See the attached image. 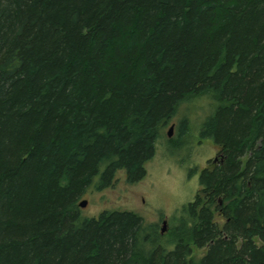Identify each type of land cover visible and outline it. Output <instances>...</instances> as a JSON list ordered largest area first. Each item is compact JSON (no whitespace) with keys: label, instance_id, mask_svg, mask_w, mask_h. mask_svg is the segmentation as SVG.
I'll return each instance as SVG.
<instances>
[{"label":"trees","instance_id":"16d2710c","mask_svg":"<svg viewBox=\"0 0 264 264\" xmlns=\"http://www.w3.org/2000/svg\"><path fill=\"white\" fill-rule=\"evenodd\" d=\"M201 99L220 160L174 228L82 215ZM0 264H264V0H0Z\"/></svg>","mask_w":264,"mask_h":264},{"label":"rangeland","instance_id":"374dc122","mask_svg":"<svg viewBox=\"0 0 264 264\" xmlns=\"http://www.w3.org/2000/svg\"><path fill=\"white\" fill-rule=\"evenodd\" d=\"M208 113L207 102L202 99L182 105L161 130L155 154L145 165V177L130 184L119 172L108 186L102 188L94 181L79 200L87 201L86 207L81 209L82 215L95 217L102 211H128L141 216L144 224H157L158 228L165 219L164 233L174 228L180 209L193 201L199 189L200 173L219 154V149L210 140L199 138L201 123ZM183 118L187 121L185 134L181 126ZM171 125L173 132L169 143L166 133ZM204 252V248H193L194 255L200 256Z\"/></svg>","mask_w":264,"mask_h":264},{"label":"water","instance_id":"95a60500","mask_svg":"<svg viewBox=\"0 0 264 264\" xmlns=\"http://www.w3.org/2000/svg\"><path fill=\"white\" fill-rule=\"evenodd\" d=\"M172 132H173V126L171 125L169 128H168V131L166 133L167 137H171L172 136ZM87 205V201L86 200H82L78 203V206L79 208L83 209L85 208ZM165 224V223H164ZM165 230V225H163L162 229H161V232H164Z\"/></svg>","mask_w":264,"mask_h":264},{"label":"flooded vegetation","instance_id":"af4514ba","mask_svg":"<svg viewBox=\"0 0 264 264\" xmlns=\"http://www.w3.org/2000/svg\"><path fill=\"white\" fill-rule=\"evenodd\" d=\"M218 160H220V154H218L216 157L213 158L212 161L209 162L208 167H209V166H212V165H213L214 163H216ZM142 202H144L143 199H142ZM164 223H165V224H164ZM156 225H157V224H156ZM161 225H162V227H163V225H166V220H165V219L161 220ZM157 227H158V225H157ZM162 227L158 228V230H159L160 233H164V232H161Z\"/></svg>","mask_w":264,"mask_h":264}]
</instances>
